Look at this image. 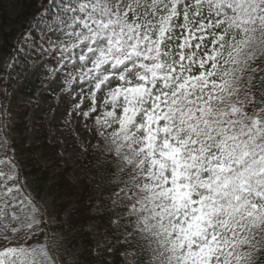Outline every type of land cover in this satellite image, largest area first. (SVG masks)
Returning a JSON list of instances; mask_svg holds the SVG:
<instances>
[{
	"label": "snow or ice",
	"instance_id": "1",
	"mask_svg": "<svg viewBox=\"0 0 264 264\" xmlns=\"http://www.w3.org/2000/svg\"><path fill=\"white\" fill-rule=\"evenodd\" d=\"M36 9L35 72L58 55L51 74L102 141L113 223L140 264H264V0ZM18 167H0V264H62Z\"/></svg>",
	"mask_w": 264,
	"mask_h": 264
},
{
	"label": "trees",
	"instance_id": "2",
	"mask_svg": "<svg viewBox=\"0 0 264 264\" xmlns=\"http://www.w3.org/2000/svg\"><path fill=\"white\" fill-rule=\"evenodd\" d=\"M36 3L25 4L24 10L30 14L19 37L26 35L28 42L17 45L15 53L19 52L18 47L25 50L29 42L34 46L39 38L37 31L33 30L34 26L29 28L30 18L37 11ZM1 12L0 5V15ZM26 28H29L28 32H24ZM33 53V58H38V50ZM50 63L57 65L56 61L51 60ZM20 71V67L13 66L5 67L0 73V159L5 157L18 164L16 171L22 180L29 177L25 186L31 184L35 194L30 195L42 211L44 209L38 202L39 197L45 194L50 200L53 222L48 223L45 215L46 223L41 225V229L47 233V240L37 233L39 242L47 243L51 247L56 233L74 250L68 264H140V248L135 238H129L125 243L124 221L113 223L117 220L118 209H115L108 199L110 191L106 190L107 173L105 156L101 152L102 141L95 137L98 140L97 145L82 152L77 144V137L67 126V122L58 125L65 127V130L60 132L68 138L65 150L74 151L72 161L62 165V144L60 139L50 138L47 126V119L55 102L54 95H46L50 106L42 109L33 131L30 127L29 112L36 102L35 93L45 84V79H36L34 83L25 84L20 90V95L27 102L17 106L12 119L7 117L6 105L12 89L13 76ZM10 120L12 125L8 122ZM89 122L93 125V121ZM73 167L77 172L74 179L70 176ZM93 233L110 238L109 243L96 249Z\"/></svg>",
	"mask_w": 264,
	"mask_h": 264
},
{
	"label": "rangeland",
	"instance_id": "3",
	"mask_svg": "<svg viewBox=\"0 0 264 264\" xmlns=\"http://www.w3.org/2000/svg\"><path fill=\"white\" fill-rule=\"evenodd\" d=\"M37 0H0V5L2 12L0 15V73L7 67L8 63H11L13 66L20 67V73H17L13 76L12 89L9 92L6 112L7 117L12 119L14 112L17 109L19 104L26 103L27 100L20 95V90L27 83H34L36 79H45V84L36 91L35 93V105L29 112L30 115V127L31 131L34 129V124L37 121V117L41 116L42 109H47L50 106L49 99L46 98V95H54L55 102L53 104L51 113L47 119V126L50 131V138H58L62 144L61 148V163L65 166L67 163L72 161V156L74 155L73 150H65V144L68 142V138L61 134L60 132L65 130L63 126H58L67 122V126L72 129L75 136L77 137V144L81 147L82 152L87 151L90 147L97 145L98 140L95 139L94 128L93 131L89 132L85 130L84 124L86 123L83 117H77L74 114L69 115L71 112L70 101L71 97L64 98V94L61 92V88L67 87L66 83L63 80L56 82L54 75L51 74V69L57 68L58 65L53 66L50 61H57L59 59L58 55L49 56L45 53V61L47 63V69L42 71L40 74H37L34 69V62L37 58H33V52L37 51L38 48L34 47L30 42L27 44V48L24 50L22 47L19 52L15 53V47L17 46V39L22 32L28 15V11H25L26 3H34ZM38 35L40 33L36 30ZM15 46V47H14ZM45 48H48V44H44ZM53 51H55L53 49ZM15 57L11 59L10 57ZM5 58H9L6 59ZM32 58V59H29ZM84 107V105H82ZM86 110V107H85ZM12 125V120L8 121ZM89 127H92V124L87 121ZM3 147V146H2ZM11 160L8 158L0 159V167H4L5 163H10ZM47 166L48 164L45 163ZM71 178L74 179L77 177V172L75 167H73ZM23 181L26 183L29 181V177H24ZM34 195L31 184L28 186L26 184L24 194ZM38 202L40 206L44 209L46 214V219L48 223L53 222V216L50 215L52 209L50 208V200L45 195L42 194ZM51 241V247L53 251H56L61 256L62 264H68V261L73 257V248L63 242L56 233ZM94 246L96 249L109 243L110 238L104 236L103 234L93 233Z\"/></svg>",
	"mask_w": 264,
	"mask_h": 264
}]
</instances>
